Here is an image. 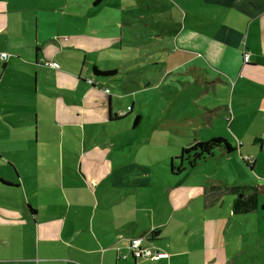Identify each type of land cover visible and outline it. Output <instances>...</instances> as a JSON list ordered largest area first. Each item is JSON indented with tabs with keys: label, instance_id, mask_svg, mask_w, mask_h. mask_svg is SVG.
Returning a JSON list of instances; mask_svg holds the SVG:
<instances>
[{
	"label": "crops",
	"instance_id": "1",
	"mask_svg": "<svg viewBox=\"0 0 264 264\" xmlns=\"http://www.w3.org/2000/svg\"><path fill=\"white\" fill-rule=\"evenodd\" d=\"M23 1L0 0V53L10 56L0 62V264H209L221 260L219 255L208 262L201 259L206 256L205 247L213 243L205 237L207 230H213L215 237L223 236L229 233L235 219L233 216L226 222L214 208L222 202L220 198L208 200L198 213L188 206L186 213H174L166 221L161 217L163 213L157 215L158 204L145 207L150 213V222L147 219L146 223L140 220L139 211L123 212L122 205L128 200L136 207L121 190L131 175L122 169L125 160L113 156L128 155L91 142L96 136L106 140L124 127L128 113L123 110L120 114L122 110L117 106L126 96L107 84L103 90L97 89V64L92 69L94 77L89 73L84 78L83 70L64 68L57 60L64 53L59 46L74 50L81 39L74 41L78 36L72 32L61 34L60 30L47 34L52 32L48 26L52 21L45 16L40 20L37 14L28 17L29 11L31 14L38 8L37 2L27 8ZM96 1L88 0L91 14L96 15L99 8L114 9L110 0ZM175 1H171V14L177 12L176 26L171 25L169 30L167 25L163 33L151 36L157 41L154 50L162 53L165 60H158L160 56L155 53L153 59H157L151 63H173L169 73L173 76L178 70L185 75L182 69L192 68L201 76L203 95L215 92L217 96L212 99L219 103L217 111L224 110L222 115L241 154L254 158L253 171L258 164L263 170L256 171L258 178L252 174L255 180L245 181L237 189L252 190L259 184L264 194V0ZM65 3L68 1L62 6ZM41 8L44 12L57 11L56 7ZM25 11L27 18L16 17L15 13ZM45 23L47 27L42 28ZM63 35L67 37L64 40L57 37ZM97 43L96 48L88 50L109 51L120 44L116 38ZM246 52L250 54L248 63L243 60ZM66 60L72 58L67 56ZM46 61L57 62L60 67H48ZM51 72L55 75L48 77ZM69 89L83 90V94ZM106 89L109 94L104 92ZM233 153L224 155L229 158ZM178 155L179 152L171 156L173 166ZM242 168L249 171L244 165ZM116 170L120 176L111 179ZM172 170L170 176L176 173L173 167ZM131 171L137 173L135 165ZM178 184L173 188L180 187ZM112 189L115 198L110 196ZM100 190L104 192L102 196L98 194ZM252 195L258 196L254 193L234 198L231 212L244 215L259 211V228L264 230V217L260 215L264 200ZM204 211L222 221L220 231L212 224L206 229ZM174 219V226L167 231ZM191 232L195 233L191 243H196L189 250L184 244L190 241L183 243L177 234ZM125 237L143 238V246L150 248L153 241L160 239L172 238L178 245L163 243L155 249L168 252L170 258L149 261L134 257L131 241ZM196 250H200L198 254Z\"/></svg>",
	"mask_w": 264,
	"mask_h": 264
},
{
	"label": "rangeland",
	"instance_id": "2",
	"mask_svg": "<svg viewBox=\"0 0 264 264\" xmlns=\"http://www.w3.org/2000/svg\"><path fill=\"white\" fill-rule=\"evenodd\" d=\"M65 1L68 3L62 6ZM171 1L176 2L175 0H110L114 9L104 11L99 8L96 10V15L91 14L90 6L87 5L88 0H24L22 4L31 8L35 5L33 2H37L38 8L31 14L29 11L27 16L33 17L37 14L40 20H43L44 16L51 20L52 23L48 26H51L52 32L47 34H55L60 30L61 34L72 32L71 35L78 36L74 41L81 39L77 44L79 47L74 50L59 46V50L64 53L59 55L57 60L64 65V68H72L73 71L83 70L84 78L89 73L94 77L92 69L95 64L102 72L117 71L115 75L94 78L98 84L97 89L103 90V86L107 84L109 88H115L119 95L126 96L117 106L119 111L122 110L120 114H123V110L128 113L126 123H123L124 127L112 137L101 140L96 136L91 143L108 145L112 150L117 149L128 155L113 156L125 160L122 169L131 175L126 180V186L121 190L123 197L134 200L136 207H132L128 200L122 205L123 212L139 211L137 214L140 220L146 223L147 219L150 222V213L145 207L152 208L154 204H158L157 215L163 213L161 217L166 221L170 216H174V213H186L188 206L194 213H198L199 210L205 209L208 200L220 198L222 207L217 204L214 208L217 212H221L226 222L233 216L235 219L229 225V233L224 232L223 236L215 237L213 230H207L205 237L213 243L205 247L203 253L206 256H201V259L208 262L210 257L219 255L221 260L209 264H264V230L259 228L262 221L258 219L259 211L244 215H233L231 212L232 200L242 198V194L249 196L255 193L264 200L260 187L257 188V192L250 188L237 189V186L244 184L245 181L255 180L252 174L257 177V172L263 173L261 165H257V172L252 170L254 158L241 154L239 143L232 136L225 116L222 115L224 110L217 111L218 102L212 99L217 95L212 90L203 95L201 91L205 89L199 81L201 76L195 70L183 68L185 75H181V71L178 70L173 76L169 75L173 71L171 69L173 63L152 65L154 63L152 61L157 58L165 60V57L154 50L157 41L152 40L151 36L157 32L163 33L167 25L170 30V26H176L179 19L177 12L171 14ZM192 1L197 2V0ZM41 7H56L57 11L44 12ZM25 14L26 11L21 14L15 13L16 17L27 18ZM41 27L46 28L47 24H42ZM57 37L62 40L67 38L65 35ZM105 38H116L120 44L109 51L88 50L96 48L99 45L97 41ZM142 45L146 47L140 48ZM141 49L144 50L142 53ZM155 53L160 57L153 59ZM67 56L72 60H66ZM54 75L55 73H52L47 76ZM100 79H107L108 82ZM69 91L83 94V90L79 89H69ZM104 92L109 94L106 90ZM127 96L132 97L130 99ZM200 103L208 105L201 106ZM137 116L140 117L138 121H136ZM100 131L102 132L103 128L100 127ZM219 137H224L232 144L235 149L232 157L226 158L224 149L216 148L212 157L202 161L192 170L169 175L173 173L171 162L173 154L179 152L180 156L184 148H189L196 142L210 141ZM74 141L78 143L79 140ZM181 163L182 160L178 161L175 158L177 166ZM132 165L137 168V173L131 171ZM185 165L188 164L185 162ZM242 165L249 171L246 172ZM119 176L120 172L116 170L111 179ZM177 183H180L178 184L180 187L173 188L172 185ZM103 193L101 190L98 192L99 196ZM115 195V189H112L110 196L115 198ZM179 203L182 204L176 207L175 205ZM204 212V218H207L206 229L212 224V227L220 231L222 221L214 220L216 215ZM174 223L175 219L167 231L172 229ZM242 225L247 231H243ZM236 228L239 230L235 231ZM177 237L181 238L183 243L190 241L188 245L184 244L189 250L192 249L190 245L196 243V241L191 243L195 237L194 232L190 235L177 234ZM125 238L128 242L132 240ZM170 242L173 246L178 245L170 238L153 241L151 246L155 249L162 247L163 243L169 245ZM199 251L196 250L195 253L198 254ZM191 259L196 258L191 256Z\"/></svg>",
	"mask_w": 264,
	"mask_h": 264
},
{
	"label": "trees",
	"instance_id": "3",
	"mask_svg": "<svg viewBox=\"0 0 264 264\" xmlns=\"http://www.w3.org/2000/svg\"><path fill=\"white\" fill-rule=\"evenodd\" d=\"M100 1L101 0H97L96 2L99 3ZM114 73L115 71L102 72L98 68L96 67L94 68V74L96 76H103V77L111 76L114 75ZM90 81H92L90 83L92 84L94 83L93 80ZM137 120H139V118H137ZM216 148H223L226 154H231L235 151V149H233L231 144L223 137L214 138L210 141H204V142L199 141L189 148H184L182 150V154L176 157L178 161L182 160V163L179 166L174 164L176 165L173 166L174 171L180 174L183 171L192 170L193 168L197 167L199 163H201L202 161H206L208 160L209 157H212L214 155V150ZM185 162L188 164L187 166L185 165ZM257 188L258 187L254 188L256 192H257ZM251 198H256V197L252 195ZM244 210H251V208L249 209L244 208ZM262 210H264V205L262 206ZM260 215L264 217V211H262Z\"/></svg>",
	"mask_w": 264,
	"mask_h": 264
},
{
	"label": "built area",
	"instance_id": "4",
	"mask_svg": "<svg viewBox=\"0 0 264 264\" xmlns=\"http://www.w3.org/2000/svg\"><path fill=\"white\" fill-rule=\"evenodd\" d=\"M9 54L6 52L0 53V62H5L9 59ZM243 60L245 63H248L250 60V54L248 52L244 53ZM45 65L54 69L60 67L57 62L46 61ZM109 92L108 89H106ZM130 248L132 255L136 258H145L149 261H157L162 259L170 258V254L168 252L159 251L154 248L144 247L143 246V238H133L130 242Z\"/></svg>",
	"mask_w": 264,
	"mask_h": 264
},
{
	"label": "bare ground",
	"instance_id": "5",
	"mask_svg": "<svg viewBox=\"0 0 264 264\" xmlns=\"http://www.w3.org/2000/svg\"><path fill=\"white\" fill-rule=\"evenodd\" d=\"M90 82H92V81H90Z\"/></svg>",
	"mask_w": 264,
	"mask_h": 264
}]
</instances>
